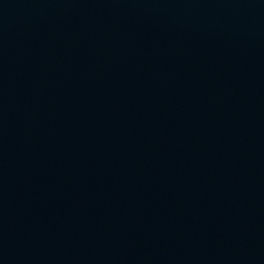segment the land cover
Here are the masks:
<instances>
[{
	"label": "water",
	"instance_id": "95a60500",
	"mask_svg": "<svg viewBox=\"0 0 264 264\" xmlns=\"http://www.w3.org/2000/svg\"><path fill=\"white\" fill-rule=\"evenodd\" d=\"M0 264H264V0H0Z\"/></svg>",
	"mask_w": 264,
	"mask_h": 264
}]
</instances>
